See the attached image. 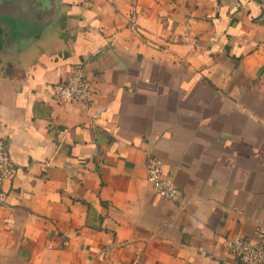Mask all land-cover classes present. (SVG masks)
<instances>
[{"label":"crops","instance_id":"1","mask_svg":"<svg viewBox=\"0 0 264 264\" xmlns=\"http://www.w3.org/2000/svg\"><path fill=\"white\" fill-rule=\"evenodd\" d=\"M6 6L0 264H241L226 241L264 227V0H60L33 28ZM75 66L89 108L47 92Z\"/></svg>","mask_w":264,"mask_h":264},{"label":"built area","instance_id":"2","mask_svg":"<svg viewBox=\"0 0 264 264\" xmlns=\"http://www.w3.org/2000/svg\"><path fill=\"white\" fill-rule=\"evenodd\" d=\"M47 92L60 103H76L89 108L94 96L91 80L83 66L72 68L67 79L54 83ZM16 162L0 135V206L8 200L4 183L15 176ZM147 182L153 192L162 200L175 201L179 190L174 182L164 173L163 163L157 157L149 159ZM227 251L241 264H264V227L260 228L255 238L237 235L225 243Z\"/></svg>","mask_w":264,"mask_h":264},{"label":"water","instance_id":"3","mask_svg":"<svg viewBox=\"0 0 264 264\" xmlns=\"http://www.w3.org/2000/svg\"><path fill=\"white\" fill-rule=\"evenodd\" d=\"M7 4L3 13L7 17L22 18L28 27L55 26L59 14L60 0H0V6Z\"/></svg>","mask_w":264,"mask_h":264}]
</instances>
